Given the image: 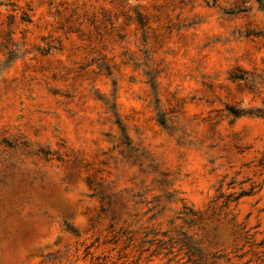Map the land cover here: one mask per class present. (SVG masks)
<instances>
[{"label": "clouds", "instance_id": "obj_1", "mask_svg": "<svg viewBox=\"0 0 264 264\" xmlns=\"http://www.w3.org/2000/svg\"><path fill=\"white\" fill-rule=\"evenodd\" d=\"M262 241L264 0H0V264Z\"/></svg>", "mask_w": 264, "mask_h": 264}, {"label": "rangeland", "instance_id": "obj_2", "mask_svg": "<svg viewBox=\"0 0 264 264\" xmlns=\"http://www.w3.org/2000/svg\"><path fill=\"white\" fill-rule=\"evenodd\" d=\"M251 192H252V190L249 189L248 193H241L240 199H247V198H250V196H251ZM230 195H231V193H229V196H230ZM247 215H248V216H251V213H248ZM246 218H247V217H246ZM256 226H258V225H256ZM98 239H99V238H98ZM262 243H264V241H262ZM186 255H187V253H186ZM98 259H99V258H98ZM100 264H103V261H101ZM185 264H189V262H188V261H185Z\"/></svg>", "mask_w": 264, "mask_h": 264}]
</instances>
